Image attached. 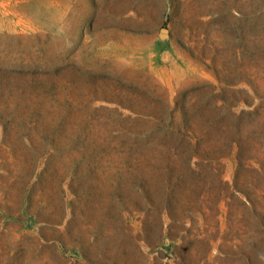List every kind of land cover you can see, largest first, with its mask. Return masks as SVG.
<instances>
[{"label": "rangeland", "instance_id": "obj_1", "mask_svg": "<svg viewBox=\"0 0 264 264\" xmlns=\"http://www.w3.org/2000/svg\"><path fill=\"white\" fill-rule=\"evenodd\" d=\"M0 264H264V0H0Z\"/></svg>", "mask_w": 264, "mask_h": 264}]
</instances>
